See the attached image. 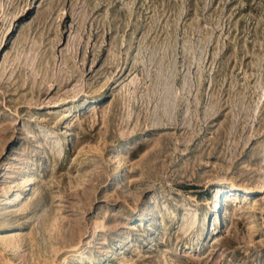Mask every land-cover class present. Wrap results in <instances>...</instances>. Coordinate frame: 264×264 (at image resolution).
<instances>
[{
  "label": "rangeland",
  "instance_id": "374dc122",
  "mask_svg": "<svg viewBox=\"0 0 264 264\" xmlns=\"http://www.w3.org/2000/svg\"><path fill=\"white\" fill-rule=\"evenodd\" d=\"M0 264H264V0H0Z\"/></svg>",
  "mask_w": 264,
  "mask_h": 264
},
{
  "label": "bare ground",
  "instance_id": "6f19581e",
  "mask_svg": "<svg viewBox=\"0 0 264 264\" xmlns=\"http://www.w3.org/2000/svg\"><path fill=\"white\" fill-rule=\"evenodd\" d=\"M237 189V186L235 185H232V186H229V187H225V186H221V187H218L217 190H216V199L217 201H215V216H216V220L218 221L220 218H221V206H222V203L223 202H226L227 199H230V198H235V191ZM223 194V198H220V196ZM16 198H9L7 200V203H13V201H15ZM4 241L7 242V239H3L2 242Z\"/></svg>",
  "mask_w": 264,
  "mask_h": 264
}]
</instances>
